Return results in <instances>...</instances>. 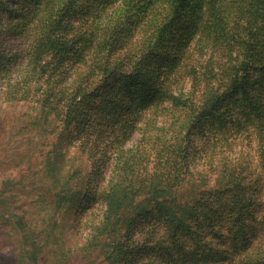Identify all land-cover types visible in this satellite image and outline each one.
I'll use <instances>...</instances> for the list:
<instances>
[{
  "label": "rangeland",
  "instance_id": "obj_1",
  "mask_svg": "<svg viewBox=\"0 0 264 264\" xmlns=\"http://www.w3.org/2000/svg\"><path fill=\"white\" fill-rule=\"evenodd\" d=\"M52 5L66 10L53 19L35 14L26 23L19 16L23 0H0V264H170V257L167 263L148 257L149 245L161 246L137 232L142 222L147 231L154 228V213L146 211L121 229L125 244L114 258L107 236L98 233L105 205L92 203L91 193L116 175L122 149L139 155V146L145 148L135 172L150 176L159 164L170 171L164 169L174 144L186 156L187 172L180 176L185 194L214 192L219 177L235 172L238 179L245 167L250 176L235 188L251 193L257 187L264 178V0H50ZM253 15L256 29L248 22ZM144 51L139 76L120 81ZM242 68L248 92L241 99L224 97L185 138L182 125L192 111L176 110L166 100L170 92L201 100L209 89L225 90ZM80 80L90 88L76 100L60 98L62 87ZM144 89L150 100L161 101L157 107L140 103ZM72 171L71 194L60 199L58 178ZM216 211H209L204 239L186 237L196 253L191 257L202 261L191 264H264V252L253 254L264 238V218L257 222L247 214L251 222L233 232Z\"/></svg>",
  "mask_w": 264,
  "mask_h": 264
},
{
  "label": "trees",
  "instance_id": "obj_2",
  "mask_svg": "<svg viewBox=\"0 0 264 264\" xmlns=\"http://www.w3.org/2000/svg\"><path fill=\"white\" fill-rule=\"evenodd\" d=\"M49 1L50 0H36V5L30 7V0H23L26 6L22 7L19 16L28 23L31 16L35 14H46L50 19H53L57 18L61 12L66 10V6L55 7L52 5V7H49ZM44 9L45 11H43ZM256 16L257 15H253V19L248 20L250 24L253 23V29L260 26L256 21L259 19H255ZM261 35L262 42H264V33ZM22 54L21 52L19 53V55ZM146 56L147 54H145L144 51L139 61L132 66L131 70L121 72L122 79H120V81L124 80L126 83H129L131 80L130 74L139 76L144 63L142 60ZM42 57V54H40L34 58L38 60ZM109 67L110 64L105 65L106 69ZM247 70L249 71V69ZM60 74L64 75V71H61ZM246 76L247 71L242 68L236 73L232 82L229 83L225 90L220 91L217 88L209 89L207 93L201 97V100H193V97H185L181 95V93L177 94L170 92L166 100L172 103V106L176 110L184 108L186 111H192L190 118L185 119V124L182 125V132H185L184 137L186 138L187 135L191 134L200 117H202L207 110L217 108L218 103L223 100L224 97L230 96L235 100L236 98L241 99V95L248 92ZM146 77L147 72H143L141 83L144 84L147 82ZM25 86V84L21 86L18 85L16 88L19 90ZM90 86L91 83L85 80H80L76 83H68L59 90L60 98L65 97L67 100H76L75 98L79 92L83 89L90 88ZM99 88L100 87H97V89ZM149 88L153 90L152 85L148 86L147 90ZM147 90L144 89L142 91L144 97L141 98L140 103L143 102L142 104H144L150 102V104H153L152 107H157L161 101L157 99L150 100L151 96L148 95ZM47 101H49V99ZM197 101H199V103L196 104ZM70 112L71 109L68 110L67 114ZM261 144L264 145V140ZM173 147L174 150H172L170 159H167V162L164 161L167 164L164 170L170 171L163 172V167L159 164L160 170L156 172L153 171V173H150V176L147 175L149 172H146L144 175L135 172L136 170L139 171V160L145 158V148L141 149V146H139V155L134 154V150L122 149L121 159L123 160V165H119L121 167H116L118 170L116 175H113L106 186H100L95 191H92V203L102 201L105 205L103 216L100 218L99 224H97L99 228H103V233L99 230L98 233L107 236L108 250L114 253V258L118 255L119 251L124 248L125 244L122 241L124 234L121 229L132 227L133 221L141 211L154 213L151 217V221H153L151 225L154 226V228L151 231H147V228L144 226L146 222H142L140 223V225H143L142 229L137 232L139 235L144 234L143 236L148 237L149 240L156 239L157 243L161 246L160 249H155L153 245H149L150 254L148 257H154L156 255L159 258H163L165 262L167 258L170 257L172 259L169 262L170 264H191V260L195 263L202 262L195 261L196 259L191 257L190 254L196 256V253L192 250L190 242L187 241L186 237L190 235L203 239L206 237V234H204L206 225L212 220V215L209 214V211L216 209L220 218H225L226 221L231 222L230 224L234 226L233 232L237 229L241 230L244 228L246 222H251L250 219H247V214H251V219L257 222L264 218V210H262L264 207L263 177L257 182V187L251 193L246 189L241 190V188H235L234 184H236V186L239 184H246L247 178L250 176L251 170L245 167L244 171H247H245V173H239L238 179L235 178V172L233 175L228 176L224 173L222 177H219L218 188H216L214 192L207 190L191 197V195L185 194L182 191L185 183L183 184L184 179L180 177L184 171L187 172L185 169L187 165L183 163V160H186V156L182 152V146L177 148L176 144H174ZM262 152L264 161V149H262ZM138 156L139 159L136 160ZM257 162L258 166L261 159H258ZM74 175L75 171H72L69 175L63 172L58 178L60 189L58 195L60 199H67L71 194L69 185L70 180L75 179V177L73 178ZM144 176L147 178L143 179ZM215 186H217V184ZM90 188H93L91 183ZM146 201H150L153 206L148 207L147 204L144 205ZM247 201H252L256 206L251 210L245 205ZM142 207L143 210H141ZM257 207H259V209H257ZM236 220L239 221L236 223ZM137 222L139 221L137 220ZM252 228H254L252 232L255 235L258 228L256 229L255 225H253ZM261 230L264 231V229ZM218 232V234H223L220 229H218ZM210 235L211 233H209V238H211ZM251 237L252 236L248 235L247 240H251ZM258 245L259 247L254 249L253 254L258 253V255H260L264 252V238H262V241H260ZM243 254H246V252Z\"/></svg>",
  "mask_w": 264,
  "mask_h": 264
}]
</instances>
